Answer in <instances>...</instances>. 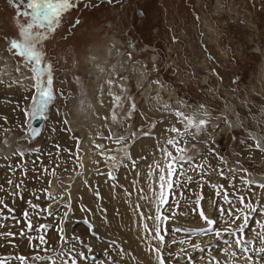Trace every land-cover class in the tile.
Returning a JSON list of instances; mask_svg holds the SVG:
<instances>
[{
	"label": "rangeland",
	"instance_id": "obj_1",
	"mask_svg": "<svg viewBox=\"0 0 264 264\" xmlns=\"http://www.w3.org/2000/svg\"><path fill=\"white\" fill-rule=\"evenodd\" d=\"M114 1H95L89 11L81 8L68 12L63 29L38 46L44 53L43 63L51 64L53 77V99L47 110L48 118L42 121L38 129L31 127L32 118L25 115L31 111V98L35 95L31 65L15 54L9 45V40L20 38L16 36L19 26L26 25L27 19L9 8H0V53L9 52L17 65L24 68L21 69L23 77L10 81L8 86L18 89L24 86V80L33 81L32 93L26 104L23 101L27 97L24 88L17 92L22 97L20 103H13L5 97L10 94L9 91L0 93V199L7 206L0 205V259L6 257L8 264H20L15 257L25 256L27 264H50L48 259H33L39 255L51 257L56 264H64L68 259V249L75 244L76 252L82 251L89 257L79 264H127L129 252L125 253L115 237L104 233L93 222L96 218L103 221L102 225L114 213L103 192H100L96 178L94 184L97 187L90 206L77 201L73 194V187L84 172L86 151L82 144L86 133L89 134L95 125L89 116L80 114L78 117L81 110L90 108L93 112L96 98L92 81H98L95 88L99 89L100 98H103V84L106 81L114 87L118 82L127 80L129 88L123 87L125 92L118 96V102L115 99L117 95L111 92V95H115V102L110 111L111 124L105 129L115 141L120 137L124 138L122 141L132 139L133 135L138 140L155 136L162 121L160 115H172L177 119L176 112L192 116L196 122H207L202 131L195 132L199 141L211 130L220 128L227 121H234L236 117L242 122V128L215 137L212 141L214 147L200 161L195 160L207 153L201 143L186 150V155L192 157L195 164L204 163L205 166L199 170V175L197 171H188L187 175L193 180L174 189V195L170 196L173 204L176 198L179 199V207L174 210L187 214H178L168 222L170 231L165 242L166 245L171 243V247L162 252L166 256V264H209V252L221 264H249L243 258L246 255L252 256L250 264H255L260 259L256 250L264 247L258 240H253L247 253H240L233 245L228 251H237L238 256L234 259L221 252L227 246L214 236H197L192 230L205 226L194 204L198 194L204 196L201 207L206 215L205 206H208V195H211V216L221 228L226 227L223 220L228 217H222L219 208H242L239 196H245L246 202H252L258 209L264 206V189L258 187L262 183L258 178H264V154L255 148L257 143L264 147V0H123L122 4V1L118 2L120 4H114ZM113 37L124 42V63L115 62L113 55L108 56L105 52L106 46L114 44L111 42ZM90 56L96 59L92 68L86 62ZM126 57L130 59L128 67L125 65ZM115 66L120 68V72H112ZM137 67L142 68L143 75L139 87L132 74ZM93 69L99 70L101 76L95 77ZM146 88H150L149 104L152 109L149 115L142 108ZM206 113L207 119L197 116ZM223 113L224 121H218ZM53 114L62 119L61 128L50 123L48 125ZM139 115L143 117L145 125L137 127ZM180 124L183 127L180 132H183L187 121ZM33 129L36 135H32ZM61 131L68 133L67 141H72L73 150L63 145L66 142L63 143ZM258 134L261 139H254ZM178 138L179 134L176 133L173 139ZM100 139L106 140V137L101 136ZM111 147L112 144H109L107 149L110 153L116 150ZM245 148L244 156L242 149ZM104 152L106 148H97L95 176L100 175L104 179L101 183L114 182L111 177L116 178V173L106 168L105 162L101 166L98 160ZM64 157L73 162L78 159L75 162L77 170L71 167L73 175L68 181L65 174H59L57 169L58 164L64 162ZM139 160L140 157L133 159L127 163V167L136 170ZM179 179L183 182L185 177ZM244 180L252 183L245 185ZM148 184L145 191L154 196V183ZM217 191L221 195L218 196ZM225 192L232 205L225 203ZM150 194L147 199H151ZM32 204L37 208H32ZM25 213L28 215L25 216ZM194 219L200 223L197 221L193 224ZM255 219L264 217L253 214L245 239H251L254 235L252 228L259 230ZM29 221L34 226L31 232L27 231ZM90 224L92 229H89ZM40 225H45L46 229L40 228ZM231 226L236 227L235 224ZM37 228L40 230L36 231ZM61 228L63 233L59 231ZM176 228L182 231L177 232ZM93 231L96 235L92 234ZM9 232L13 235H6ZM21 232L25 235L21 236ZM61 234L70 242L65 244L61 241ZM40 236H44L47 245H40ZM28 237H32L31 243ZM74 237H79L83 243L74 241ZM236 238H239V233ZM180 240L186 243L180 244ZM194 244H200L205 251L195 250ZM85 245L92 248L91 253ZM168 252L172 253V257L179 258L168 257ZM93 256L95 259H92Z\"/></svg>",
	"mask_w": 264,
	"mask_h": 264
},
{
	"label": "bare ground",
	"instance_id": "obj_2",
	"mask_svg": "<svg viewBox=\"0 0 264 264\" xmlns=\"http://www.w3.org/2000/svg\"><path fill=\"white\" fill-rule=\"evenodd\" d=\"M111 42L114 44L111 46H106L105 52L108 54V56L113 55L115 62L120 64V62L122 61V63H124L123 57H125L126 55V52L124 50L125 47L124 42L122 41V39L120 40L119 38L116 37H113V39H111ZM8 53L9 52L0 53V93L9 91L8 93L10 94L6 95L5 97L9 99V101H12L13 103L14 102L20 103L22 97L18 95L17 92L20 91L21 88H24L26 89L27 97L23 101L26 104V101L29 99V96L32 93L31 86L33 81L30 79L24 80L25 81L24 86L19 87L18 89L8 86L10 81L19 80V77L20 76L23 77L22 75L24 73L21 70L24 68L19 66V64L17 65V61L13 59L11 55H9L10 53L9 54ZM154 59L156 60L155 56ZM95 61L96 59L94 56H90L88 59H86V62L88 66L90 65L89 66L90 68L93 67L92 65ZM128 64H130V59L126 57L125 59L126 67H128ZM108 69H110V67H108ZM119 69L120 68L116 66L112 67V72L113 73L120 72ZM141 69H142L141 67H137L135 71L132 73L134 75V79L136 80L138 87L143 82V75L141 73L142 72ZM123 72L124 71H122V73ZM126 72L130 73V70H127ZM93 75L95 77L97 76L100 77L101 72L97 69H93ZM126 81L123 82L120 81L114 87L110 86L106 81L103 84L104 87L103 94H105L103 98H100L101 96L99 95V89L95 88L98 81H92L94 84L93 85L94 97L96 98L93 104V112L92 109L90 108L87 110H81V112L80 111L78 112V117L80 114L81 116H89L91 117V119L95 121V125L94 126L93 124L91 125V127L92 126L93 127L91 128L89 134L86 133L87 136L82 144L86 151L85 159H84V172L77 179L76 184L73 187V194L75 196V199L76 200L78 199L80 203L85 205L89 204L90 206L93 202L90 200H93L94 198L93 192L95 191V187H97L94 184L96 178L98 182V187H100V192L101 191L103 192V196L108 200L107 203H109L108 205L110 206V208H112L111 211L113 210L112 212L114 213H112V216L108 218L106 223H102V225H100L101 222H103L102 220L99 221L98 219L94 218L95 220L93 222L98 224L99 225L98 227L102 228V230H104V233L112 237H115L116 240H118L121 243V245L124 247L125 253L126 251L129 252V259L126 260L127 264H158L156 254L151 251V247H150V245L156 246L157 242L153 240L151 237H149L143 228L144 223H147L151 228L154 222L153 220H141L140 213L141 212L144 213L145 216H147L148 213L150 214V216L155 215V210H156V204L154 202L155 195L152 196V193L150 192L151 194L150 193L149 194L151 199H147L149 194H147L146 192L148 191L145 190L147 189V186L149 185L148 183L150 182L154 183L153 188L155 190L158 189L159 169L157 168V164L159 163L162 165L163 162L165 161V153L164 151H162V149H167L168 151H172L174 155H178V153L175 152V149L172 147V145H169L167 143V141L173 139L176 134L171 132L170 129L172 127H176L182 131L183 127L174 116L160 115L162 121L156 129L155 136H147L138 140V138H136L133 135L132 139H126L125 141L121 140L119 143H117L112 138L110 139L108 136V132L105 128H107L111 124L110 111L115 102L113 98V96L115 95H111V92L113 94H116L117 96H122V94L125 92V90H123V87L129 88ZM149 91L150 88H146L143 94V96L145 97V101L143 103L142 108L145 111L146 115L151 114V109H152V107L149 104V97H150ZM225 112L227 113V111ZM232 112L234 114V109L232 110ZM197 116L202 119L209 118L207 113L204 115H197ZM224 119L225 118L223 113V115H221L220 118H218V121H224ZM61 120H62L61 118H58L55 114H53L50 121L48 122V125L50 123V125L53 126L58 125V127L61 128V123H62ZM141 125L144 126L145 121L143 117L139 115V121L137 122V127ZM239 128H242V122L239 117H236L234 121L233 120L230 122L227 121L226 123L221 124L220 128L211 130L209 134L202 137L200 141L197 139L194 129H190L189 133H193L195 138H193L192 134H185L182 140L180 136L177 140H181L179 146L184 147L185 151L187 149H190L191 146L198 145L201 143L202 147L204 148L205 151H207V153L203 154L202 156L198 157L195 160V161L198 160L200 161V159L205 158V156L207 157L208 150L214 147L212 141L214 140L215 137H218L221 133H225ZM48 130L50 131L49 128H47V131ZM54 130H56L55 127ZM61 134L63 136L62 139L64 140L63 143L66 142V144L63 145L65 147H68L70 150H73L72 148L74 147V145L71 143L72 141L71 140H70L71 142L67 141L66 136L68 133L66 131L65 132L61 131ZM14 135L15 137L18 136L17 134ZM101 136H105L106 140H101L100 139ZM254 139L260 140L261 135L258 134L257 137H254ZM109 144H112L111 148L115 147L116 150L112 151L111 153L107 151V149L109 148ZM98 145L100 147H97ZM97 148H106V152H104L100 157V159L98 160L101 166L103 165V162H105L106 168L110 169L112 173L113 172L116 173L117 176L113 180L114 182L106 181L105 183L104 182L101 183L104 179L100 178V175L95 176L97 174L95 170L97 163L94 161L97 160L96 157H98L95 155L97 153ZM245 151L246 148L242 149V153L244 154V156L246 155ZM262 153L264 154V152ZM138 157H140V160L139 162H137L136 170H133L132 168H128L127 163H130L133 159L138 160ZM74 161L76 162L78 161V159H75ZM75 162L65 158L64 162L63 161L62 163L60 162L57 166L59 174L60 173L65 174L64 177L67 181L71 177V174L73 173L70 171L71 167L72 170H75L77 168ZM100 164H98V166H100ZM115 167L118 168L115 169ZM66 169L69 171H65ZM153 175L156 176L154 177ZM258 181L264 183V178L263 177L258 178ZM53 191L54 189L51 190V192ZM142 196L145 198L142 199L141 198ZM210 200H211V195L209 194L207 201L208 206H205V209L207 216L211 218L212 216L209 207ZM137 205H139V208L141 207V209H139V212L137 211ZM146 211L148 213H146ZM115 213L117 215H115ZM197 221L198 220L194 219L193 224L199 222Z\"/></svg>",
	"mask_w": 264,
	"mask_h": 264
},
{
	"label": "snow or ice",
	"instance_id": "obj_3",
	"mask_svg": "<svg viewBox=\"0 0 264 264\" xmlns=\"http://www.w3.org/2000/svg\"><path fill=\"white\" fill-rule=\"evenodd\" d=\"M111 2V0H109ZM21 5L24 4V0H19ZM26 10L20 13L23 16L30 17V21L24 25L21 24L19 26V39H13L9 41L10 49L14 50L15 54H18L22 57L29 65H31L30 71L33 73L32 79L35 81V95L31 98V111L26 112V116H30L32 119H41L46 120L47 110L49 108V103L53 99V77H52V68L51 64H45L44 61V53L39 49V45L48 39V33H51L55 30L56 26L60 23L61 17L68 10L73 8L75 5L73 0H27V4L24 5ZM76 23H79L77 21ZM36 29V31H34ZM111 84L112 81H109ZM116 101H119V97H115ZM134 108V105H133ZM178 121L180 123H184L187 121L185 125L184 132H180V130L176 127H172L170 129L173 133H178L183 139L185 134H192L193 138H195L193 133H189V129H195L196 133L202 131V129L206 126V121L200 120L196 122L192 116H185L182 112L175 113ZM115 119V117H113ZM66 123V122H65ZM32 135H36V130H32ZM111 138V137H109ZM123 137L118 138L117 143L120 140H123ZM181 140L170 139L167 141L169 145L175 149V152L178 155H174L172 151H168L167 149H162L165 153V163L163 165L157 164V168L159 169L158 173V189L154 191L155 195V204L156 210L154 216H145L144 213H140L141 220H153V225L150 228L147 223H144L143 228L149 237L157 242L156 246H151V251L156 254V258L158 264H166V256L162 254L167 248L171 247V243L166 245L165 237L169 234L170 229L167 227L168 222L174 219L178 214L186 215L184 212H177L174 208L179 207V199L176 198L175 204H173L170 200V196L174 195V189L183 187V184H187L191 182L193 178L187 175L188 171H197L198 175L200 174L199 170L203 169L205 164H195L193 162V158L186 155V151L184 147H180ZM97 147H100L99 145ZM255 148L264 152V147L260 144H256ZM114 159V158H112ZM222 161V158H221ZM187 166V168L185 167ZM54 174V173H53ZM111 176V174H109ZM151 175V173H150ZM222 175V171H221ZM181 176L185 177V180L181 182L179 179ZM115 179V177H111ZM11 183V181H9ZM243 183L248 185L252 182L248 180H244ZM19 187V185H17ZM212 187H217L216 185H212ZM259 188L264 189V183L258 185ZM218 196L221 195L219 191L216 193ZM183 193L180 194L182 197ZM144 199L145 197H141ZM53 199H55L53 197ZM204 199L202 194H198L197 198L194 201L195 208L197 209V215L200 220L204 222L205 226L198 229L192 230L197 236L211 235L214 236L218 242L227 246L221 249V252L225 256H231L232 258H236L238 256L237 251L229 252L228 249L232 248L233 245L236 249L239 250L240 253H247L249 251V245L252 244L253 240H258L262 245H264V219H255L254 223L258 227L252 228L251 231L254 235L251 239H245L246 230L250 227V221H253V214H256L259 217H264V206H261L259 209L253 205L252 202H246V197L241 195L238 197V201L240 205H243L242 208H236L235 206L230 207L228 210L220 207L219 212L222 217L226 216L228 219H224L223 223L226 227H218L217 220L214 218H210L205 214V210L201 207V201ZM223 199L225 203L232 205V201L229 199L228 193L223 194ZM31 203V202H29ZM0 205H4V201L0 199ZM4 207H7L4 205ZM32 208H37V205L32 204ZM9 211H11L9 209ZM137 211L139 212V205H137ZM167 213V214H166ZM51 215V213H49ZM25 216L28 213L24 214ZM239 221L240 223H237ZM235 224L236 227L233 228L231 225ZM40 228L46 229L45 225H40ZM93 226L90 224L89 229H92ZM34 230V226L29 221L27 224V231L31 232ZM39 231L40 229H35ZM63 233V229L59 230ZM175 231H182L180 228H176ZM183 231H188L184 229ZM237 233H239V238L237 237ZM93 235H96L95 231L92 232ZM6 235L11 236L13 233H7ZM21 236H24L25 233L21 232ZM230 237L231 239H226L225 237ZM99 238V237H98ZM40 241V245H47V240H45L44 236L38 237ZM59 239L63 241L65 244L70 241L64 236L60 235ZM74 241L83 243L79 241V237L72 238ZM29 242L31 243L32 237H28ZM175 243V241H172ZM180 244L186 243L184 240L179 241ZM87 247V251L89 253L92 252V248L85 245ZM194 249L200 252H204L205 249L200 246V244H194ZM212 247H215L213 245ZM46 250V249H40ZM183 252L184 249H181ZM122 254V253H121ZM256 254L260 257L259 260L255 262V264H264V247H260L256 250ZM68 259L64 261V264H79L80 261H87L89 257L82 251H75V244L73 247L68 249L66 253ZM168 257H172V253H167ZM209 264H221V261L216 258V256L211 255L209 252ZM178 259L179 257H172ZM246 261H252V256H244ZM15 259L20 261V264H27V258L25 256H17ZM35 260H45L48 259L50 264H56L55 260H52L51 257L45 258L39 255L34 256ZM92 259H95L93 256ZM0 264H8V259L5 257L0 259Z\"/></svg>",
	"mask_w": 264,
	"mask_h": 264
},
{
	"label": "flooded vegetation",
	"instance_id": "obj_4",
	"mask_svg": "<svg viewBox=\"0 0 264 264\" xmlns=\"http://www.w3.org/2000/svg\"><path fill=\"white\" fill-rule=\"evenodd\" d=\"M95 1H101V0H73V3H74L75 6L62 15L60 23L58 24V26H56L55 30L53 32H51V33H48V38H50L54 33H57L61 29H63V27L66 25L64 23V21L66 19L65 16H68V12H70V11L74 12V11L79 10L81 8H83V10L89 11L93 7V3ZM104 1H106L105 3H109V0H104ZM120 1H122V2H120ZM118 2H120L122 4L124 1L123 0H116V1H114V4H116V3L120 4ZM26 4H27V0H24V4L23 5H21L19 3V0H0V8L2 10H4V9L8 10V8H9L11 12L14 11V13H16L18 15H21L20 13H22V12H24L26 10V8L24 6ZM24 17H26L27 23H28L30 21V17H28V16H24ZM63 18H64V20H63ZM77 19L79 20L78 17H77ZM66 21H67V19H66ZM34 31H36V29H34ZM16 36L19 37V33H17ZM130 46H132V44H130Z\"/></svg>",
	"mask_w": 264,
	"mask_h": 264
},
{
	"label": "water",
	"instance_id": "obj_5",
	"mask_svg": "<svg viewBox=\"0 0 264 264\" xmlns=\"http://www.w3.org/2000/svg\"><path fill=\"white\" fill-rule=\"evenodd\" d=\"M41 123H42L41 119H33V120H31L30 124H31L32 128L38 129L40 127Z\"/></svg>",
	"mask_w": 264,
	"mask_h": 264
}]
</instances>
